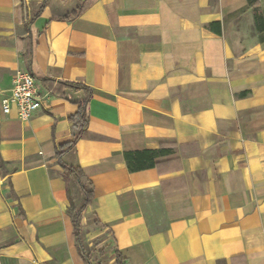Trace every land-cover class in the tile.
Masks as SVG:
<instances>
[{"label":"crops","instance_id":"crops-1","mask_svg":"<svg viewBox=\"0 0 264 264\" xmlns=\"http://www.w3.org/2000/svg\"><path fill=\"white\" fill-rule=\"evenodd\" d=\"M42 1L0 0V264H264V30L246 0H92L69 19L79 0ZM32 18L37 72L92 89L63 156L93 185L85 257L55 152L83 93L36 79L30 119L1 105Z\"/></svg>","mask_w":264,"mask_h":264},{"label":"trees","instance_id":"trees-1","mask_svg":"<svg viewBox=\"0 0 264 264\" xmlns=\"http://www.w3.org/2000/svg\"><path fill=\"white\" fill-rule=\"evenodd\" d=\"M80 4L68 15L63 16L64 19H69L70 17L77 16L79 12L83 8V3L86 1H92V0H79ZM49 0H43L39 12L42 10L44 6L48 4ZM247 2V8H252L254 10V26L258 31L264 30V20L262 13L257 11V7L260 5L261 0H246ZM219 26V23H217ZM25 26L28 28V34L26 37L27 44L25 49V57L28 63L27 71L32 75V77L36 80H39L42 82V84L49 90L50 94L61 97V98H67L66 93L68 90L77 92L80 91L83 93V98L81 101L78 102V108L76 113L70 117V120L74 122V129H76V133L74 134L73 138L70 141L64 142L59 144L56 147V156L58 158V162L60 166L63 168L64 173L66 177L74 179L82 194H83V201L81 205L78 207V209H75L74 205L71 202V197L69 194V190H67L68 199L70 201V205L67 208V211L71 217L72 224L74 227V234L76 238V242L78 245V249L83 257H85V253L82 246V240H81V230H80V215L81 212L90 204L92 197H93V190H92V183L91 181L86 178L84 172L80 167H73L67 165L64 160L63 156L66 152L70 151L83 132L87 128L88 120H89V103L92 98V89L88 87L86 84H84L81 81L73 80V79H64V80H57L45 77L44 75L37 72L35 68L34 63V47L36 44V38L39 34V31L34 28L33 26V18L27 19L25 22ZM247 92H242L243 94H246ZM159 150H152L153 153H157ZM139 153V152H138ZM0 166H1V160H0ZM85 182L89 186L87 188L85 186ZM95 223L99 224L97 220L94 221ZM120 254L116 251V262L117 264H120Z\"/></svg>","mask_w":264,"mask_h":264},{"label":"built area","instance_id":"built-area-1","mask_svg":"<svg viewBox=\"0 0 264 264\" xmlns=\"http://www.w3.org/2000/svg\"><path fill=\"white\" fill-rule=\"evenodd\" d=\"M45 96L46 94L40 93L36 80L26 69H17L12 77L9 95L1 99L3 112L8 114L14 106L17 117L26 121L41 107Z\"/></svg>","mask_w":264,"mask_h":264},{"label":"rangeland","instance_id":"rangeland-1","mask_svg":"<svg viewBox=\"0 0 264 264\" xmlns=\"http://www.w3.org/2000/svg\"><path fill=\"white\" fill-rule=\"evenodd\" d=\"M85 186L87 187V188H89V186L87 185V183L85 182ZM153 228H161V227H153ZM93 245H96V243H93Z\"/></svg>","mask_w":264,"mask_h":264}]
</instances>
